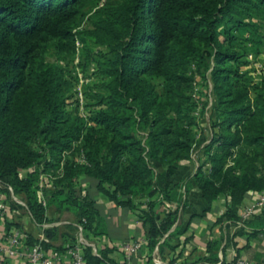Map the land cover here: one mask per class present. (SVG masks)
Segmentation results:
<instances>
[{
    "label": "trees",
    "instance_id": "16d2710c",
    "mask_svg": "<svg viewBox=\"0 0 264 264\" xmlns=\"http://www.w3.org/2000/svg\"><path fill=\"white\" fill-rule=\"evenodd\" d=\"M87 39L105 48L90 59L100 72L93 97L103 106L89 125L65 112L67 81L44 56L50 45L74 53L77 40L85 47ZM263 40L264 0H0V181L24 202L49 240L43 244H73L75 224L104 231L93 192L134 210L148 247L156 244L176 213L157 218L151 198L178 199L167 169L189 159L196 142L194 74L213 97L201 162L210 168L195 183L208 202L228 198L218 222L239 220L246 194L264 190V77L252 82L240 70ZM68 151L85 162L63 160ZM49 170L51 183L40 187ZM80 177L90 184L85 195ZM51 214L68 222L44 226ZM26 233L28 243L38 241ZM83 253L87 264L101 261L89 247Z\"/></svg>",
    "mask_w": 264,
    "mask_h": 264
},
{
    "label": "crops",
    "instance_id": "0c3cea01",
    "mask_svg": "<svg viewBox=\"0 0 264 264\" xmlns=\"http://www.w3.org/2000/svg\"><path fill=\"white\" fill-rule=\"evenodd\" d=\"M244 35L248 36V32H244ZM250 51L256 60L264 63V40L257 45L256 53H253V49ZM240 70L252 82H257L264 77V72L258 70L254 62L247 58L240 66ZM204 157L203 149L196 148L189 159L167 169V187L174 186L178 199L163 200L162 192H159L158 196L151 198V201L156 202L154 213L157 218L164 217L167 212H175L176 218L152 248L148 247L143 218H139L128 206L115 204L99 192H93V196L105 229L101 233H94L92 230L83 228L81 231L79 228L81 225L75 224L76 238L82 235L87 241H93L98 252L97 257L101 260L98 264H157L153 260L155 256L167 264L175 259L183 260L188 264L216 262L230 264L237 257H242L249 262L264 260V207L245 223L246 227L239 225L238 220L235 223L218 222L227 209L228 198L223 194L210 202L203 198L195 183V174L200 172L201 177L207 175L210 166L207 163L201 166ZM157 167V173L163 170L162 167ZM89 186L87 179L80 177L77 187L81 195L87 193ZM259 196L260 191L248 192L238 214L245 205L256 202ZM0 201L6 203L5 216L0 220V240L5 233L15 227H7V224L12 221L18 222L21 229L36 237L41 233V229L32 222L25 207L8 202L7 194L2 190H0ZM13 203L20 206L18 210L11 209ZM19 213L22 215L18 216ZM59 215H49L53 221L44 226H61L68 222L67 215L63 214L61 218L58 217ZM139 240H145V243L139 251L127 259L122 247ZM54 243L58 244L60 241ZM204 257L208 260H202ZM11 263L20 264L17 258H12Z\"/></svg>",
    "mask_w": 264,
    "mask_h": 264
},
{
    "label": "rangeland",
    "instance_id": "374dc122",
    "mask_svg": "<svg viewBox=\"0 0 264 264\" xmlns=\"http://www.w3.org/2000/svg\"><path fill=\"white\" fill-rule=\"evenodd\" d=\"M83 45L81 41L77 40L75 52L66 55L57 54L55 48L50 45L45 50L44 56L47 62L54 64L61 70L63 78L67 81L68 89L65 93V112L71 117L79 116L89 125L91 123L88 120L89 114L93 109L103 106L97 105L93 97V94L99 90L96 85L100 77V72L95 61L90 59L93 57L98 60L97 53L105 52V48L90 39H87L85 47ZM194 78L195 82L191 92V101L194 104L192 114L196 122L191 128L195 134L196 142L192 146L191 153H193L196 148L201 147L203 149L212 137L209 120L212 112L211 105L213 97L209 94L210 84L207 87L201 79L199 80L196 74H194ZM78 88H80L81 98L77 96ZM80 143L81 141L75 142L73 145L74 148L76 149ZM70 152L71 151L64 152L63 160L67 157L75 162H81V154L75 153L72 157ZM152 167L156 172V168L158 167ZM51 171L52 170L48 171L51 177L47 178V183L52 180L53 176ZM58 217L61 218L62 215Z\"/></svg>",
    "mask_w": 264,
    "mask_h": 264
},
{
    "label": "built area",
    "instance_id": "2783aa9c",
    "mask_svg": "<svg viewBox=\"0 0 264 264\" xmlns=\"http://www.w3.org/2000/svg\"><path fill=\"white\" fill-rule=\"evenodd\" d=\"M247 60L253 61L258 70L264 72V63L256 60L252 53L246 55ZM77 96L81 98L80 88H78ZM81 162L84 161V157L81 155ZM62 165V162H61ZM60 165V166H61ZM58 172V171H57ZM60 172V169H59ZM51 177L49 173H41L39 176V186L43 187L47 182V178ZM47 185V184H46ZM0 190L6 192L8 202H14L16 204L24 206V202L14 194L10 185L2 183L0 181ZM158 196V195H157ZM41 202L45 205V199L40 195ZM264 207V190L260 191V196L256 202L245 205L239 213V225L246 227V222L260 209ZM6 211V203L0 201V220L4 218ZM80 230L82 226H79ZM83 230V229H82ZM81 230V231H82ZM49 242L43 233L38 234V241L34 243H28L27 233L19 228L12 227L7 233H5L0 240V264H12L11 259L17 258L20 264H87L84 258L83 250L85 247L90 248V252L94 256H98V252L94 246L93 241H87L82 235L76 238V241L71 244H65L63 248L47 247L43 243ZM145 240L133 241L122 247L126 253V258L129 259L132 254L140 250ZM157 253V249H155ZM157 264H167L161 260L158 256L153 258ZM169 264H188L187 262L179 259H175ZM208 264H220L208 263ZM230 264H264V260L259 262H249L242 257L235 258Z\"/></svg>",
    "mask_w": 264,
    "mask_h": 264
}]
</instances>
